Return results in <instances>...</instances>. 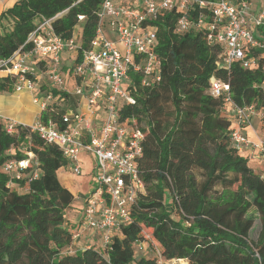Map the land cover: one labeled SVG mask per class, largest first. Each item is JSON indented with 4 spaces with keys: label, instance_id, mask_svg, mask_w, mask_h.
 <instances>
[{
    "label": "trees",
    "instance_id": "16d2710c",
    "mask_svg": "<svg viewBox=\"0 0 264 264\" xmlns=\"http://www.w3.org/2000/svg\"><path fill=\"white\" fill-rule=\"evenodd\" d=\"M101 2L15 0L0 13V60L20 47L28 50V34L43 18H53L52 29L63 38L80 26L78 58L95 33ZM177 16L167 12L152 22L160 80L143 87L131 75L126 88L135 102H122L117 110L121 121L144 134L138 165L145 191L131 205V221L112 233L109 246L74 248L73 232L65 225L74 197L57 176L67 161L58 144L32 133L38 176L11 185L0 168V264H158L155 251L185 258L187 264H264V174L233 146L224 96L208 92L214 77L228 84L235 103H255L264 110V57L252 68L222 67V48L208 44L202 30L174 32ZM259 30L264 33V25ZM13 81L0 75V92L10 90ZM49 117L58 121L60 114ZM4 125L0 119V166L9 157L6 150L24 141L25 132L8 134ZM15 184L26 190L18 192ZM255 216L259 232L254 240ZM136 241L153 254L144 255Z\"/></svg>",
    "mask_w": 264,
    "mask_h": 264
},
{
    "label": "built area",
    "instance_id": "2783aa9c",
    "mask_svg": "<svg viewBox=\"0 0 264 264\" xmlns=\"http://www.w3.org/2000/svg\"><path fill=\"white\" fill-rule=\"evenodd\" d=\"M253 7L248 0H102L95 33L78 58L75 32L63 38L52 29L53 18L38 21L26 39L31 47H20L0 60V75L14 78V91H35L38 71L48 81L44 93L34 95L41 109L35 123L5 121L8 134L18 135L25 129L24 141L6 150L9 157L0 166L10 178L9 184L20 180L27 183L38 176V159L30 149L32 133L45 143L58 144L74 175L81 173V152L90 154L94 183L85 196L82 217L72 234L73 244L89 230L99 237V245L109 246L112 233L131 221V205L145 191L138 165L144 134L137 125L121 121L117 110L122 102H135L126 88L131 75H137L143 87L160 80L161 60L155 52L157 33L152 22L163 13L175 12L176 34L202 30L208 44L222 48L220 66L228 68L238 63L242 68H252L264 57V33L259 30L264 25V0L258 11L254 12ZM77 18L82 20L84 16ZM63 53L69 54L71 60L67 74L76 80L70 91L62 75ZM228 91L227 83L210 78L209 94L224 96L222 111L233 125L230 139L236 151L248 162L264 163L263 107L255 103L239 105ZM68 93L84 95L86 110L60 112L58 105ZM96 109L103 116L100 124L93 126L90 117ZM51 113H59L60 119L53 121ZM45 116L48 117L44 119ZM135 246L148 251L142 242L136 241ZM154 254L158 264H187L185 258H165L158 251Z\"/></svg>",
    "mask_w": 264,
    "mask_h": 264
},
{
    "label": "crops",
    "instance_id": "0c3cea01",
    "mask_svg": "<svg viewBox=\"0 0 264 264\" xmlns=\"http://www.w3.org/2000/svg\"><path fill=\"white\" fill-rule=\"evenodd\" d=\"M62 58L63 59L61 63L64 67L62 75L65 80L66 88L70 91L72 89V84L76 83V80L71 79L67 74V68H69L71 64L69 54L63 53ZM28 61L31 62L32 59L30 58L28 59ZM36 80L38 82V86L35 91L34 89H22L21 91H14L11 88L8 91L0 92V119H2V121H6V119H12L25 125H32L38 120L41 109L39 102L34 99V95L40 97L44 93L43 91L47 89L48 81L46 75L39 71L36 76ZM58 106L59 109H61L60 112L66 111L70 113H74L77 110L85 111L87 107L85 96H79L73 93H68L66 95V100ZM102 116L103 112L100 109H96V113L90 117V121L93 126H98L100 124ZM82 163H87L88 169L87 176L83 178H81L80 176L82 174V170L79 175H74L69 168L62 167L64 168V172L62 173L61 178L58 176V171H60L62 168L57 171V176L60 182L73 194V202L74 200L82 201L81 211H83L84 208L85 196L87 195L88 191L92 188L94 183L93 157L88 153L81 152V169ZM67 224L68 222L65 221L66 226ZM85 243L99 244V237L96 234L94 235L91 231H84L82 232L81 236L75 241L74 245L76 246L75 248H78Z\"/></svg>",
    "mask_w": 264,
    "mask_h": 264
},
{
    "label": "rangeland",
    "instance_id": "374dc122",
    "mask_svg": "<svg viewBox=\"0 0 264 264\" xmlns=\"http://www.w3.org/2000/svg\"><path fill=\"white\" fill-rule=\"evenodd\" d=\"M14 2H15V0H0V13L2 12L3 9L11 6ZM252 3L254 5L253 11L254 12L258 11L260 9V7H259L260 0H252ZM4 23H6V21H3V25H4ZM74 30H75V33L77 34V36H79L80 26H76ZM141 124L143 126L146 125L144 121H142ZM248 164L254 169L255 172L264 174V163H260V162H256V161H251V162L249 161ZM70 166L71 165L68 163L64 168L71 169ZM64 168H62L60 171H58V176L60 178L62 177V173L64 172ZM81 170H82V174L80 175L81 178L87 176V170H88L87 169V163H82V169ZM15 186H16L15 189L18 192H23L26 190V187H19V186H17V184H15ZM81 205H82V201L74 200V202L72 203V206L67 208V210L65 212L66 213L65 214V220L68 222L67 226H68V230H70V231H74L76 229L75 228L77 226L76 224L78 223V221L82 217ZM250 211L252 212L253 210H250ZM88 231L89 230H87L86 232H88ZM258 232H259V219L257 218V216H255L253 229L250 232V238L255 240L257 238ZM145 234H146V236H149V233L147 231H145ZM143 254L144 255H148V254L152 255L153 253L145 252Z\"/></svg>",
    "mask_w": 264,
    "mask_h": 264
}]
</instances>
